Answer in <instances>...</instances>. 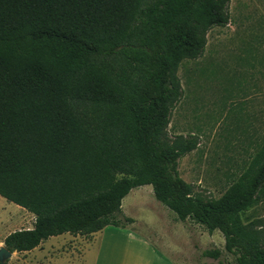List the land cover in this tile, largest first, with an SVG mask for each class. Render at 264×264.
Segmentation results:
<instances>
[{
    "label": "trees",
    "instance_id": "16d2710c",
    "mask_svg": "<svg viewBox=\"0 0 264 264\" xmlns=\"http://www.w3.org/2000/svg\"><path fill=\"white\" fill-rule=\"evenodd\" d=\"M227 4L0 0V197L33 216L31 229L5 236L8 252L123 229L132 220H120L121 200L150 186L176 221L218 231L234 264H264L262 220L242 217L264 200V138L225 191L204 199L177 173L196 138L166 134L181 96L175 72L228 23Z\"/></svg>",
    "mask_w": 264,
    "mask_h": 264
},
{
    "label": "rangeland",
    "instance_id": "374dc122",
    "mask_svg": "<svg viewBox=\"0 0 264 264\" xmlns=\"http://www.w3.org/2000/svg\"><path fill=\"white\" fill-rule=\"evenodd\" d=\"M227 13L224 27L207 31L202 54L178 66L175 76L181 96L170 111L166 127L169 139L176 135L196 138L197 147L179 158L177 173L194 194L204 199H216L225 191L244 167L245 151L252 150L264 137L250 136L244 129L250 120H264V103L244 101L258 91L264 94V0H228ZM15 208L0 197V238L17 231L12 227L21 219ZM120 209V220H132L126 225L131 232L149 238L161 254L175 257L178 263L180 259L184 264H234V258L223 250L218 231L207 233L190 220L173 227L177 224L175 216L154 200L150 186L130 190L121 200ZM27 214L26 225L30 223ZM242 217L262 220L258 225L264 229V200ZM94 236L50 237L43 241L41 253L61 255L70 249L79 253L81 242ZM213 249L221 252L217 260L202 255ZM94 254L91 247L84 251L81 263L58 260L53 264H89Z\"/></svg>",
    "mask_w": 264,
    "mask_h": 264
},
{
    "label": "crops",
    "instance_id": "0c3cea01",
    "mask_svg": "<svg viewBox=\"0 0 264 264\" xmlns=\"http://www.w3.org/2000/svg\"><path fill=\"white\" fill-rule=\"evenodd\" d=\"M249 100H255L257 102L264 103V94L259 93L258 91L251 96H246V98L244 99V101ZM244 129H246L245 133L250 136L255 134L264 135L263 118H258L256 122H252V120H250L249 122H247V125L244 126ZM256 149L257 146L255 143L252 150L245 151L246 162L244 164V167H241V172L238 174V176L247 167L249 159L255 153ZM15 209H17L18 215H20L21 222H19L18 225H15L12 228H15V230L31 229L33 216L29 213L27 214L29 215L28 219L30 220V223L26 225L24 223V220L26 218L25 213L27 212L17 206ZM159 219L163 222V219L161 217ZM178 223L180 224V222L178 221L177 224L175 223L176 225L173 224V227H176ZM163 224H165V222H163ZM127 226L123 229L108 226L99 232L91 234V236H95L86 242H81L79 253H76L77 251H73L70 249L65 250L61 255L55 254L47 256L41 253L43 251V242H41L36 248L32 249L31 251L11 253L10 258L8 259V263L53 264L58 260H65V262L79 261L81 263L83 260L82 255L84 254V251L91 247H94L95 254L89 257V264H184V260L182 261L179 259V262L181 263H178L176 260H173L175 259V257H169L161 254V251L156 248V245H154V243L149 238H144L140 235H136L135 233L131 232V228ZM8 233L9 232H7L6 235ZM5 236L0 238V247L3 246L2 242ZM98 238L100 240H97L96 242L95 240ZM91 242L93 243V245ZM68 253H75V255H69Z\"/></svg>",
    "mask_w": 264,
    "mask_h": 264
},
{
    "label": "water",
    "instance_id": "95a60500",
    "mask_svg": "<svg viewBox=\"0 0 264 264\" xmlns=\"http://www.w3.org/2000/svg\"><path fill=\"white\" fill-rule=\"evenodd\" d=\"M11 253L8 252L3 246L0 247V264H4L10 258Z\"/></svg>",
    "mask_w": 264,
    "mask_h": 264
}]
</instances>
